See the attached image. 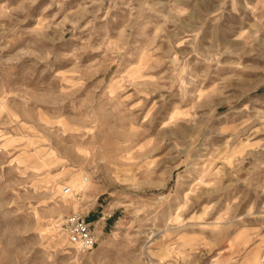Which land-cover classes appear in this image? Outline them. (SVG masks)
<instances>
[{
    "label": "rangeland",
    "instance_id": "rangeland-1",
    "mask_svg": "<svg viewBox=\"0 0 264 264\" xmlns=\"http://www.w3.org/2000/svg\"><path fill=\"white\" fill-rule=\"evenodd\" d=\"M0 264H264V0H0Z\"/></svg>",
    "mask_w": 264,
    "mask_h": 264
},
{
    "label": "built area",
    "instance_id": "built-area-1",
    "mask_svg": "<svg viewBox=\"0 0 264 264\" xmlns=\"http://www.w3.org/2000/svg\"><path fill=\"white\" fill-rule=\"evenodd\" d=\"M86 181L87 179L84 178ZM63 194H71L69 187L63 188ZM61 228L65 232L71 244L81 251H88L96 244L97 236L96 231L87 220V216L80 212L75 211L63 218Z\"/></svg>",
    "mask_w": 264,
    "mask_h": 264
},
{
    "label": "bare ground",
    "instance_id": "bare-ground-1",
    "mask_svg": "<svg viewBox=\"0 0 264 264\" xmlns=\"http://www.w3.org/2000/svg\"><path fill=\"white\" fill-rule=\"evenodd\" d=\"M83 180H84V178H83Z\"/></svg>",
    "mask_w": 264,
    "mask_h": 264
},
{
    "label": "crops",
    "instance_id": "crops-1",
    "mask_svg": "<svg viewBox=\"0 0 264 264\" xmlns=\"http://www.w3.org/2000/svg\"><path fill=\"white\" fill-rule=\"evenodd\" d=\"M89 221V220H88ZM90 222V221H89Z\"/></svg>",
    "mask_w": 264,
    "mask_h": 264
}]
</instances>
